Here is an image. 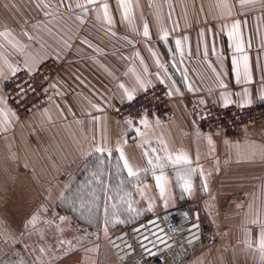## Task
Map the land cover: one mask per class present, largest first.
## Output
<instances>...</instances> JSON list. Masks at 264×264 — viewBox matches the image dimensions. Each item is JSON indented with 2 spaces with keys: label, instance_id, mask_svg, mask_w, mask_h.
Segmentation results:
<instances>
[{
  "label": "crops",
  "instance_id": "1",
  "mask_svg": "<svg viewBox=\"0 0 264 264\" xmlns=\"http://www.w3.org/2000/svg\"><path fill=\"white\" fill-rule=\"evenodd\" d=\"M124 2L127 18L117 0H100L91 6L98 10L99 19L93 11L84 24L69 20L75 41L69 50L58 36L47 33L42 34L45 47L32 45L21 31L25 18H41L37 10L28 0H0V31L10 30L26 46L23 51L13 49L8 43L11 37H0L4 45L0 47V260L9 255L29 259L38 243L64 252L67 240L83 246L85 232L77 225L108 238L107 233L148 216L167 215L187 202L202 201L205 227L219 233L221 244L203 249L188 264H264V253L258 250L261 230L256 226L264 224V124L248 128L240 136L210 133L199 123L202 113L192 110L209 103L224 106L222 94H227L229 105L239 106L244 88L253 94L251 105L264 103L258 98L264 94V0L245 2L243 7L239 0ZM103 3L108 4L111 27L103 19ZM236 22L239 27L234 29ZM145 24L148 37L143 35ZM26 30L35 34L30 25ZM165 32L168 35L162 39ZM84 40L92 47L79 43ZM237 41L241 52L236 51ZM29 47L44 61L52 57L60 63L53 79L60 92L51 97L55 103L48 101L19 121L1 82L11 75L9 65L16 70L24 67ZM53 49L62 50L59 60ZM245 55L251 82L243 81ZM233 60L239 63L241 83H237ZM140 82L147 89L166 87L172 107L168 121L150 114L144 117L146 125L131 119L134 123L128 126L125 120L130 118L114 117L127 103L120 85L131 89ZM101 142L113 149L119 145L139 171V178L128 177L126 170L122 173L123 191L133 200L135 215L112 230L103 227V219L98 229V224H74L69 217L73 219L79 212L56 198L69 181L73 190L87 182L90 173L84 165L91 159L87 153ZM181 153L197 169L190 193L176 183L182 169L174 168L168 159ZM118 155L114 152L113 158ZM157 156L161 167L148 165V159L155 162ZM109 175L114 172L110 170ZM157 176L167 180L166 185L160 181L163 198ZM117 179L110 183H119ZM55 212L66 218L53 223L51 214ZM96 246L81 248L80 254L53 256L49 263L116 264L111 253L97 255Z\"/></svg>",
  "mask_w": 264,
  "mask_h": 264
},
{
  "label": "snow or ice",
  "instance_id": "2",
  "mask_svg": "<svg viewBox=\"0 0 264 264\" xmlns=\"http://www.w3.org/2000/svg\"><path fill=\"white\" fill-rule=\"evenodd\" d=\"M100 0H85L84 3H79L78 0H28L30 5H33L37 10V14L41 16L40 19L36 20H28L25 18L24 20V29L21 31V35L26 37L28 41L32 42V45H39L41 48L45 47V44L42 41V34L47 33L48 35H55L59 37V40L63 42L66 48L69 50L72 48V45L75 41L72 40V36L70 33L69 20H73L79 24H84L86 22L85 17H88L93 11L96 12V18L99 19L98 10L92 9V5H98ZM118 4L121 7L125 8V18H127V7L124 0H117ZM241 7L244 6L245 2L254 3L255 0H239ZM8 5H5L7 7ZM103 19L109 24L111 27L112 20L109 17L108 13V4L103 3ZM15 7V5H12ZM63 9V11H62ZM31 26L34 30L35 34L27 31V27ZM239 27V22L234 23L233 28L236 29ZM67 33V36L65 35ZM112 35H116L115 32H112ZM143 35L145 37L149 36V27L147 24L144 25ZM168 35L167 32L164 33L162 39L166 38ZM231 38L232 33H229ZM0 37H4L8 39V43L11 45L13 49H19L21 51L26 47L21 44L19 40H16L15 35L10 30L0 31ZM78 39V38H77ZM14 41V42H13ZM80 44H87L89 48L92 47L91 44H88L86 40L79 41ZM177 46L180 45V41H176ZM4 45L0 44V47ZM236 51H243L242 46L239 41L236 43ZM53 53L55 59L59 60L61 58L62 50L57 51L53 49ZM25 56L27 57L24 61V68L22 69L25 72V77L23 80L20 79L17 74L16 69L9 68L11 70V75L18 82L15 85H10L15 88L12 96H9V100H12L15 97L14 103L18 107H24L28 105L30 101H32V106L36 107L39 105L40 99L47 98L50 102L51 97L49 93L54 91L57 95H59L60 88L58 81H54L53 79L48 78V73L42 72V66L46 62L43 60L41 56L38 54H34L29 50L25 52ZM50 59L52 57H49ZM248 56H243L244 66H243V81L251 82V76L249 74V64H248ZM233 64L236 66V76L237 83H241L240 77V66L237 60H233ZM19 66V65H18ZM163 83V81H161ZM125 92V100L128 103H131L137 99L138 94L143 95L147 93L148 89L145 87L143 82H140L138 86H134L131 89L125 88L123 84L120 85ZM222 87H227V85H223ZM169 95H172L169 92ZM225 96L224 106L228 107L230 101L227 99V94H222ZM252 93H249L247 88L243 89V95L241 97V103L239 104L240 108L251 106L252 101ZM39 97V99H37ZM260 100H264V94H261L258 97ZM201 103H204L201 101ZM58 107V105H57ZM27 111V108H25ZM37 110H40L39 108ZM147 112V109H144ZM14 114V113H13ZM150 115V113H148ZM134 121L131 119L125 120V124L128 126L133 125ZM141 124H147V120L142 118L140 120ZM135 131L139 134L140 129L136 128ZM117 152L119 155L113 158V153ZM152 152H156V149H152ZM106 154V155H105ZM145 156H148L149 153L145 152ZM87 157L91 158L88 163L84 165L85 170H87L90 175L88 177L87 182L84 185H81L79 188L73 190L71 185V181L64 184L61 191L57 194L56 198L59 201H63L71 205L73 211H77L83 217H92L97 212L103 211L105 224L109 223L111 218L117 217L121 211H135L132 208L131 203L126 201L123 196L120 195L123 192V185L125 184V179L122 176V173L126 170L127 176L132 178H139L138 169L134 168L132 163L126 157L123 149L117 145L115 149L108 146L107 144L101 142L100 144H93V149L91 152L87 153ZM171 161L173 167H180L182 171H178L176 175V183L182 187L184 192H191L193 186V175L196 173L197 169L190 167L191 161L186 153L178 154L174 159L172 157H168ZM121 161L123 162L121 165ZM148 165H152L154 167H161L160 157L157 156L155 158V162L153 159H148ZM110 170L114 172V175H109ZM119 178V183H110L111 180H115ZM157 185L161 190V198H163L164 187L160 185V181L164 180L165 185L167 184V180L163 176H157ZM114 199H119L121 204L111 203ZM103 201V202H102ZM124 203L128 204V208L124 209L122 205ZM164 207L167 208V203L165 202ZM179 216L187 217V213L179 209L177 210ZM32 220L35 217L31 218ZM63 219V218H61ZM164 219H168L166 216ZM31 222V221H30ZM260 230L261 234L259 237V251L264 253V224L256 225ZM193 228H198V225L193 224ZM255 240V236L253 237V241ZM253 246L252 242L249 243V247ZM43 251V249L41 250ZM54 259V257H53ZM0 264H27V261L23 258V256H19L17 259H5L0 260Z\"/></svg>",
  "mask_w": 264,
  "mask_h": 264
},
{
  "label": "built area",
  "instance_id": "3",
  "mask_svg": "<svg viewBox=\"0 0 264 264\" xmlns=\"http://www.w3.org/2000/svg\"><path fill=\"white\" fill-rule=\"evenodd\" d=\"M45 62L42 72L48 73L49 79H54L61 69L60 63L52 59ZM23 68L20 65L16 70L21 80L25 77ZM17 82L9 75L1 84L17 119L24 121L49 100L40 99L36 107L32 106V101L24 107H18L14 103L15 97L9 100V96L15 91L10 85ZM53 94L54 91L50 92L49 96L52 97ZM144 109H147V112ZM192 110L196 114L202 113L199 123L210 133L223 132L240 136L246 129L264 124V103L243 108L235 104L225 107L209 103L203 108L193 107ZM148 113L159 116L165 122L170 118L172 107L164 85H154L147 93L138 95L135 101L123 104L114 112V117L141 120L142 115L144 118ZM179 209L187 213L186 218L178 215ZM202 209V201H190L167 215H151L112 233L107 239V246L116 264H188L203 249L220 245L219 233L206 229ZM166 216L168 219H164ZM61 218L65 219L66 215L59 212L51 214V220L55 224L59 223ZM193 224L198 225V228H193Z\"/></svg>",
  "mask_w": 264,
  "mask_h": 264
},
{
  "label": "rangeland",
  "instance_id": "4",
  "mask_svg": "<svg viewBox=\"0 0 264 264\" xmlns=\"http://www.w3.org/2000/svg\"><path fill=\"white\" fill-rule=\"evenodd\" d=\"M123 187H124V185H123ZM125 192L124 191L121 192L120 195L123 196L126 201H129L131 203L132 208L134 209L133 200H129V195ZM111 203L121 204V201L119 199H114L112 201H109V204H111ZM122 207L124 209H127L128 204L124 203L122 205ZM120 213H123L125 216L120 217V214H119L117 217L111 218L110 222L107 224H105L104 215H102V219H103L102 222L104 221L103 227H106V229H110V230L117 229L119 225L121 226L122 224L132 220L134 217L133 215H135V214H133V211H131V212L121 211ZM102 214H103V211H102ZM69 218L71 219V221H74V224L77 222L75 217H73V219H72L70 216ZM122 218H124V219H122ZM86 221H88V219ZM91 224H92V226H94L97 223L95 221H93V222H91ZM77 227H78V229H81V231L85 232V234L83 236L84 241H82L83 246H81L79 243H72L71 240H67L68 244H67L66 250L64 252V249L53 248L48 243L47 244L46 243H43V244L38 243L36 245V247H34L36 249L33 251V255L31 256V258L30 257H29V259L25 258V260L27 261V264H52V263H49V261L52 260L51 257H53V256H62V255H70L71 256L74 254H80V253H82V252H80L81 248L83 251V249L86 250L85 248L87 246H91L94 244H97V246L95 247V251H97L96 252L97 255L104 256L105 254L107 255V254L111 253L108 246H107V239L108 238L106 235L102 236L99 232H93V231L92 232H86L82 229V227H80V225H77ZM116 231L117 230L111 231L107 234L111 235L112 233H114ZM101 237H103V238H101ZM42 249H43V251H41ZM60 249H61V251H60ZM5 259H12V258L9 255L8 257H5L3 260H5ZM67 264H71V263H67Z\"/></svg>",
  "mask_w": 264,
  "mask_h": 264
},
{
  "label": "trees",
  "instance_id": "5",
  "mask_svg": "<svg viewBox=\"0 0 264 264\" xmlns=\"http://www.w3.org/2000/svg\"><path fill=\"white\" fill-rule=\"evenodd\" d=\"M83 181L85 180V177L83 176V179H82ZM77 185V184H76ZM103 202V201H102ZM75 218H76V220L78 221V222H80V223H82V224H89V223H91V222H93V221H95L97 224H98V226H96V229H98L99 228V225H100V221L102 220V210L101 211H99V212H97L94 216H92V217H83V216H81L80 215V213H78V214H76V215H73ZM88 219V221H86ZM91 220V221H90ZM122 229V228H121ZM121 229H119V230H121ZM123 229H124V227H123ZM118 230V231H119Z\"/></svg>",
  "mask_w": 264,
  "mask_h": 264
}]
</instances>
